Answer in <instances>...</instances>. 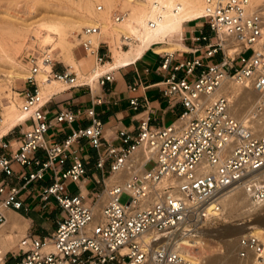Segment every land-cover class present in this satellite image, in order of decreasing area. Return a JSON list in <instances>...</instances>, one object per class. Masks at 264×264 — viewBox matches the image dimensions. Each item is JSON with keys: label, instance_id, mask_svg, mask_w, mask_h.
I'll list each match as a JSON object with an SVG mask.
<instances>
[{"label": "built area", "instance_id": "1", "mask_svg": "<svg viewBox=\"0 0 264 264\" xmlns=\"http://www.w3.org/2000/svg\"><path fill=\"white\" fill-rule=\"evenodd\" d=\"M203 3L202 16L184 24L203 21L216 40L202 30L198 34L190 30L187 38L181 34L182 41H189L185 52L191 57L172 64L174 52H164L156 68L158 73L170 70L163 79V94L177 99L182 111L168 125L152 127L144 116L136 132L120 128L114 135L117 144L104 138L102 122L93 108L103 102L99 93L82 112L60 108L49 116L46 104L56 94L43 99L35 77L37 56H26L29 74L24 81L31 88L20 93L19 104L25 118L0 137V223L5 219L1 208H22L21 195H31L35 181L48 180L35 198L42 207L54 201L60 216L46 236L25 232L11 249L0 252V264H206L183 256L175 247V238L211 223L214 215L208 209L220 211L218 196L229 187L238 185L251 202L264 203V131L233 117L226 96L209 99L225 78L264 94V0ZM121 18L122 14L115 16L116 21ZM149 25L154 22L150 20ZM95 31L93 26L84 27L78 45L85 54H94L100 65L110 58V51L105 42L94 46L91 34ZM121 47L128 45L123 42ZM217 55L219 60L210 63ZM43 61L49 62L50 69L45 70L42 82L92 91L68 66L59 70L54 60ZM112 80L111 71L98 77L100 86ZM128 88L136 90V86ZM129 105L136 110L140 102L131 97ZM256 109L254 117L264 109V102H258ZM81 114L90 120L88 125L72 128L60 142L47 138L51 127L71 124ZM16 128L19 139L13 149L4 136ZM81 140L97 150L94 169L101 172L91 175L93 183L102 185L92 202L86 201L87 168L77 154L82 146L72 148ZM69 157L70 165L64 168ZM148 161L154 162L150 169L145 168ZM13 164L21 169L14 170ZM66 180L76 185L75 192L66 188ZM102 192L105 197L100 199ZM123 194L128 196L124 203L119 201ZM98 200L100 205L94 207ZM14 250L18 254L9 259ZM262 252L263 242L256 235L237 237L239 260L259 258Z\"/></svg>", "mask_w": 264, "mask_h": 264}, {"label": "bare ground", "instance_id": "2", "mask_svg": "<svg viewBox=\"0 0 264 264\" xmlns=\"http://www.w3.org/2000/svg\"><path fill=\"white\" fill-rule=\"evenodd\" d=\"M2 1L0 0V9H5L4 13L7 18L0 19V66L6 69L4 76L7 82L24 80L29 74V69L17 63V57L24 49L28 37L34 32L33 28H35L55 36L54 42L50 40V36L37 41L40 43V48L46 47L49 42H52L50 49L47 51L48 54L43 59L54 60L51 58L52 54L57 52L55 59L69 62V70L76 72L77 80L87 81L94 90L99 87L98 77L101 74L110 71L115 72L120 67H126L134 63L148 49H152L157 53H171L176 49L184 50L181 46L167 45V47H162L161 44L166 43V39L170 35L179 33L184 22L202 16L204 11L203 0H56L57 5L50 6L61 10L64 16L53 17L47 15L48 17L46 16L36 23L25 24L22 17L18 16L21 12H15L20 7L15 6L18 1L12 0V2L6 3L7 5L4 4L6 6H3ZM26 1L28 2V0ZM31 1H33L32 4H35L34 6L37 5L36 2L38 4L40 2L37 0H30V4L25 1L22 2L23 6L26 3L31 7L26 6L28 10L31 9L30 15L34 7L31 5ZM260 1L262 0H255L256 3ZM118 4L121 12H117L116 15L122 14V18L116 21L115 17L112 20V15ZM176 4H179L178 7H175ZM98 5L101 6L100 9H98ZM10 7L11 10L15 7V11H9ZM174 8L177 9L174 10ZM25 13L28 14L27 9ZM150 20L154 22L153 26L149 25ZM86 26L96 28V31L91 34L94 46L99 42H105L108 45L110 61L112 59L110 63L105 64L106 61L104 64H96L93 68L90 62L94 61L95 57L90 52L79 60L73 58L72 51L77 45L75 34L82 33L83 28ZM123 42L129 48H122L121 44ZM180 42H183L182 39H180ZM118 45L123 50H118ZM43 59L38 61L39 71L35 77L38 80L39 93L43 96V99H46L51 94L66 90L67 84L56 81L42 82L45 70L50 69L49 62H44ZM89 73L91 74L87 76ZM220 95L228 98L230 102L229 111L233 117L245 124L252 123L257 130L264 131V109L258 116L254 117L253 115V112L257 110L258 102H264V94L225 78L212 91L209 99H214ZM9 105V107L1 108L2 116L10 114L14 110H17V115L7 124H0V135L8 133L25 118V115L19 112V104L16 100H12ZM1 120L2 118H0V123ZM114 176L115 174L108 179L111 178L112 180ZM218 199L221 205L220 211L213 212L211 207L208 209L214 215L211 218L212 221L219 220L223 212L227 213L226 217L228 218L239 213L238 216L245 219V217L252 216L264 206V203L251 202L244 190L238 185L225 189L219 194ZM97 205L94 207H98ZM4 221L5 219L0 224H3ZM21 221L23 220L17 221L16 219V221L7 222L0 226V252L2 254H4L7 241H9L4 238V231H23L25 227ZM247 226V224L242 225V228H239L242 229L240 231L252 233L263 242V252L256 259L239 260L235 254L236 252L233 253L236 247V239H228L229 236L228 238L225 237V240L223 239L227 252L222 256L214 255L208 249L207 242L215 241L216 238L218 239L224 235L219 231H212V229L207 228L209 226L191 231L186 235L177 236L174 244L183 256L192 260H204L206 264H230L231 261H234L233 264H264V225L251 224L249 227ZM224 233L228 232L225 230ZM9 237L10 240L14 239L12 236Z\"/></svg>", "mask_w": 264, "mask_h": 264}, {"label": "crops", "instance_id": "3", "mask_svg": "<svg viewBox=\"0 0 264 264\" xmlns=\"http://www.w3.org/2000/svg\"><path fill=\"white\" fill-rule=\"evenodd\" d=\"M183 26L181 27V31L179 33L170 35L169 37H167L166 43L161 44L162 47H167V45H174V46H181L182 48H184V50L176 49L171 52V53L174 52L172 64L176 62L175 58L178 54L187 55L188 56L187 58L191 57V54L185 52L186 50H188L189 43H185V41L180 42L181 34H183L184 36ZM79 48L82 47L78 45L72 51V55L75 60H79L85 56V54L79 57L75 55V51ZM163 53L164 52L157 53L152 49L146 50L143 53V55L139 59H137L134 63L126 67H120L117 70H115V72H113L112 81L105 82L101 86L99 85L98 89L96 90L91 88L92 90L91 92L89 91L88 87H77V88L66 89L62 92L56 93V95L53 96V100L46 104V108L49 111V116L55 115L60 108H67L73 111L74 113L82 112L85 108L90 107L92 105L94 94L99 93L102 97L103 102L101 104L93 105V108L95 110L97 117L102 122L104 138L106 140L112 141L115 144H117L119 140L114 139V135L120 128H125L130 132L134 133L137 131V127L144 116H147L149 118V125L152 127L170 124L180 114V112L182 111V106L177 99L165 97L163 94V89L165 88L163 79L164 76H166L170 71L168 70L165 73H158L156 71L159 62L161 61L160 55H162ZM53 59L56 60L55 58ZM58 62H62V61H58ZM56 69L62 70L63 67ZM178 75L181 76L182 72L181 71L178 72ZM21 81L22 80H15L12 83V88L17 87L18 91L17 90L13 91L14 99L12 98L9 101V103H11L12 100L17 101V99L20 101L21 99L20 93H23L25 90L31 88V86L27 84L25 81H23L22 83ZM128 86H136V90L134 91L130 90ZM131 97H137L140 102V105L136 110L129 105V99ZM144 98L146 102L144 101ZM0 104L2 108V106L4 105H2L1 102ZM16 115L17 113H10L8 115H5L6 117L2 116V109H1L0 116L2 120L0 124L2 125L7 124ZM89 123L90 120L84 114H81L71 124H66L63 122V123H58L53 127H51L50 128L51 131L48 132L47 138L53 142H60L66 137L67 134L71 132L72 128L74 129L81 126H86ZM2 135H0V137ZM4 139L10 140L12 144V148L14 149L19 139V129L17 131V134H14L13 131L10 134L4 136ZM75 144H78V147H74L73 145ZM73 145H72L73 149H78L82 146V150L78 151V153L84 152L85 150L88 151L87 154L81 155L80 157L84 160L85 166L87 168L88 177L85 180L84 185L86 191L89 192V196H90L94 191L93 189H88L87 184L89 182H92L91 180L92 173L101 175V172L94 169V163L97 158V150L89 146L85 140H81L80 142L74 143ZM38 153L41 154L42 152H38ZM70 162H71V157L68 158V160L66 161L63 167L64 168L68 167L70 165ZM109 181H111V178L106 180V183H108ZM34 183L36 184L37 190H39L43 185L48 183V180L35 181ZM75 191L76 189L73 192ZM83 193L85 194L84 188H83ZM21 197L24 198V201H23V207L20 208L19 210H14L10 208L2 209L5 216V221L3 224H0V226L4 225L7 222L16 221L17 219V221L23 220L21 222H23L25 229L23 231L6 230L3 233L4 237L5 234L8 235L11 234L14 235L16 238H18L19 235H24L25 232H30L36 236L42 237L32 229L33 226L39 227L45 222V215L38 206L39 202L32 205L30 202H33V198L30 200V202L28 203L26 202L30 197V195L27 196L26 194H22ZM104 197H105V192L103 194L100 193V199ZM99 202L100 200H98L95 206Z\"/></svg>", "mask_w": 264, "mask_h": 264}, {"label": "rangeland", "instance_id": "4", "mask_svg": "<svg viewBox=\"0 0 264 264\" xmlns=\"http://www.w3.org/2000/svg\"><path fill=\"white\" fill-rule=\"evenodd\" d=\"M18 2L17 5V8L18 6L19 9L17 11V9L14 7L13 10H11V7H10V10L9 11H16L15 12H21V14L19 13L18 16L19 17H22V20H24V23L25 24H32V23H36L38 21H40L42 18H45L47 15H52L53 17H62L64 15H62V11L61 10H58L54 7H51L50 5H57V1L56 0H37V1H40L39 4L36 2V6H34L35 4H32L33 1H31V5H33L32 7V11H31V15H30V10H28V7L31 8L29 5H26V3L30 4V0H28V2L26 0H16ZM26 2L25 5L23 6L22 2ZM12 2V0H3L2 1V4L3 6H6L8 3ZM7 3V4H6ZM119 3V2H118ZM6 4V5H4ZM12 6V5H11ZM28 6V7H26ZM13 7V6H12ZM25 7L28 11V14H26V9L23 8ZM4 8L3 9H0V19H3V18H7L6 14L4 13ZM8 11V13H10ZM117 12H121L120 10V6L119 4L116 6V9L114 10L113 12V15H112V20L113 18L115 17L116 13ZM11 14H13V12H11ZM48 17V16H47ZM184 36L187 38L189 37L190 35V30L194 29L196 34H198V31L199 30H202L206 35L209 36V39L214 41L216 40L215 38V34L213 31H210L208 26L203 22V21H198L197 23H186L184 24ZM84 29V28H83ZM33 33L28 37V40L26 42V45L24 47V49L21 51V53L18 55L17 57V63L19 65H22L24 66L25 68L29 69V64L27 62V59H26V56H30L31 54L37 56V59L38 61H40L41 59H43V57L45 55H47V51L50 49V44H52V42L55 41V36L52 35V34H48L44 31H39L38 29L36 30L35 28H33ZM37 33V34H36ZM50 36V40H52V42H49L48 44L49 45H46V47H43V48H40V43L37 42L38 40H43L45 39L46 37ZM75 37H76V42H77V45L80 43L81 39H79L78 37V34H75ZM185 43H189L188 40L185 41ZM187 45V44H186ZM48 48V49H47ZM127 48V47H125ZM129 48V47H128ZM118 50H123V49H120V45H118L117 47ZM124 50H128V49H124ZM250 52H247L246 55H248ZM85 54V51L82 49V48H79L75 51V55L77 57L81 56V55H84ZM57 55V52L52 54V59L55 58ZM187 55H184V54H178L176 56V61H180V60H185L187 59ZM219 60V56H215L214 58L210 59L209 62L210 63H214V62H217ZM37 61V62H38ZM112 61V59H111ZM110 58L107 60V63H110ZM65 63V64H64ZM58 62L56 60H54V64H55V68H61L65 65L69 66V62ZM91 66L94 68V66H96V63H95V60L94 61H91L90 62ZM0 102L2 103V108L5 107V106H10L9 105V101L14 97L13 95V91L17 90V87L16 88H12V83L15 81H12V82H7L6 79H5V76L4 74L6 73V69L3 68L2 66H0ZM91 73H89L87 76H89ZM24 80L21 81V83L23 82ZM87 82V81H85ZM18 91V90H17ZM17 99V98H16ZM17 102L19 104V100L17 99ZM19 109V108H18ZM10 110V108H9ZM8 111V110H6ZM11 113H17V110L15 111H12ZM17 131L18 129H15L14 130V134H17ZM51 131V130H49ZM74 147H78V144H75L73 145ZM87 150H85L84 152H79L78 155L81 156V155H85L87 154ZM154 165V162L153 161H148L146 164H145V168L146 169H150L152 166ZM13 169L14 170H20L21 167L17 164H13L12 165ZM105 174H107V170L105 171ZM32 189H33V192L32 194L30 195V197L28 198V200L26 201L27 203L30 202V200L33 198V202H30L32 205L35 204V203H38L39 200L35 198V194L36 192L38 191L37 188H36V184L33 183V186H31ZM66 188L69 190V191H74L76 189V186L74 185V183L71 181V180H66ZM87 188L88 189H93V193L87 197L86 201L87 202H92L93 199H94V195L96 192L100 191V189L102 188V185H97L93 182H89L87 184ZM26 193V192H24ZM128 199V196L126 194H123L121 195V197L119 198V201L124 203L126 202ZM38 206L40 207V210L43 212V214L45 215V222L37 227V226H33V231L37 232L40 236H43V235H48L51 231H53L55 229V220L56 218H58L60 216V209L58 208V206L56 205V203L54 201H51L49 203H47L44 207H41V203L39 202ZM239 214V213H238ZM238 214H234L231 218H228L226 217L227 216V213L226 212H223L222 215H221V218L217 221H212L211 223H208L207 228L209 229H212V231L216 230V231H219L220 233H222V237L220 238H216L215 241H208L207 242V245H208V249L214 254V255H220L222 256V254L224 255V253L227 252V248L224 244V240H225V237L229 238L228 239H231V240H237V237L240 236V235H243L244 231H240L242 229H239V228H242V225H248L247 227H249V225H254V224H259L260 226L264 225V206L259 209L256 213H254L252 216H248V218L245 217L242 218V217H239ZM224 229V230H223ZM227 231L228 233H224V231ZM224 233V234H223ZM248 232H245L244 234H246ZM4 236V235H3ZM9 236H12L14 237L13 240H10V237ZM22 235H19L18 238H16L14 235H8V234H5V239H8L9 241H7L6 245H5V250H4V253L11 249L12 246H14L16 244V242L19 240V238L21 237ZM224 239V240H223ZM235 240V241H236ZM236 252V247L234 249ZM13 254H18V251L17 250H14L13 252L9 253V255L7 256L9 259L11 258V256ZM236 254V253H235ZM234 255V254H233ZM237 256V255H236ZM234 261H231L230 264H233Z\"/></svg>", "mask_w": 264, "mask_h": 264}]
</instances>
